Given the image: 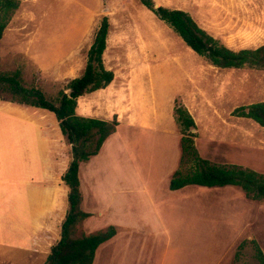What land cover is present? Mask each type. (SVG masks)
I'll list each match as a JSON object with an SVG mask.
<instances>
[{
  "label": "rangeland",
  "instance_id": "rangeland-1",
  "mask_svg": "<svg viewBox=\"0 0 264 264\" xmlns=\"http://www.w3.org/2000/svg\"><path fill=\"white\" fill-rule=\"evenodd\" d=\"M19 1L0 39V71L19 70L25 85L50 97L83 72L102 17L110 24L103 58L114 79L77 101L86 116L119 120L117 135L80 168L82 208L91 216L78 234L111 224L117 229L98 247L93 264H200L201 258L206 264H258L254 244L264 254V199L235 185L176 193L169 180L180 165L178 105L194 119V143L203 158L264 173V128L232 115L238 106L264 100V69L212 65L141 0ZM153 2L189 12L231 49L264 43V0ZM0 96V122L10 113L15 141H26L30 189L55 185L54 207L44 209L31 206V192L22 209L0 195V264H44L68 208L61 175L70 146L52 112ZM139 120H147L149 129L126 126L142 125ZM4 131L2 123L0 153L4 140L13 147ZM15 161L4 148L0 165L18 170ZM191 162L183 159V172ZM41 169L43 175L37 174ZM140 186L146 192L130 191Z\"/></svg>",
  "mask_w": 264,
  "mask_h": 264
},
{
  "label": "trees",
  "instance_id": "trees-1",
  "mask_svg": "<svg viewBox=\"0 0 264 264\" xmlns=\"http://www.w3.org/2000/svg\"><path fill=\"white\" fill-rule=\"evenodd\" d=\"M141 2L169 24L189 48L204 56L212 65L220 68L249 66L264 69V43L256 48L234 50L221 44L200 27L189 12L162 5L155 7L153 0ZM19 6V0H0V39ZM109 25L108 18L102 17L87 51L83 72L71 79L67 87L59 90L55 97L47 96L39 87L25 85L19 70L0 71V94L18 103L52 112L59 123L61 134L70 146V160L61 175L62 182L68 188V208L61 222L59 238L50 246L44 264H92L98 247L117 234L112 224L87 234L77 232L80 224L91 216L90 212L82 208L80 165L98 154L106 139L115 133L119 123L117 116L106 120L82 116L76 112L80 97L107 87L114 79L113 71L105 66L103 58ZM68 89L69 93L66 92ZM175 113L182 127L181 155L180 165L169 180V189L176 190L189 184L207 187L235 185L254 200L264 199V173L236 164H215L203 158L194 143L193 117L181 105L175 107ZM232 115L249 118L264 128V100L238 106ZM186 156H190L192 162L189 169L183 172L181 163ZM254 255L258 264H264V254L256 244Z\"/></svg>",
  "mask_w": 264,
  "mask_h": 264
},
{
  "label": "crops",
  "instance_id": "crops-1",
  "mask_svg": "<svg viewBox=\"0 0 264 264\" xmlns=\"http://www.w3.org/2000/svg\"><path fill=\"white\" fill-rule=\"evenodd\" d=\"M103 89H99V90L101 91ZM96 91H98V90H96ZM76 112L79 115L86 116V114L80 112L78 110V108H76ZM86 117H90V116H86ZM4 118H5L4 122L2 121V123L4 125V128H5V131L4 132H6L5 133L6 136L8 135L7 137L13 143V147L14 148L11 146L10 142H8L7 140H4L3 142H1V147L2 148H1L0 156H3L4 148H6V147L9 148V158L12 155L13 156V160H15V157H16L15 165L18 166V170L15 169V170L11 171L12 168L11 169H8V168H6L7 166H5L4 164H1L0 165V175H1L0 176V195H4V199L5 198L6 199L12 198L14 202H18V207H20V209H22L24 207L23 206V202L29 196V192H31V193H33V194L36 195V197L34 199L32 198V201H34V203L31 204V206H34L36 208H43V209L46 208V207H48V206L54 207V204H53L54 203V201H53V193L55 191V185L53 184V182H49L48 181V184L43 189H42V187H38V186L37 187H33V188L30 189V186H29L30 162H29V160H28V158L26 156L27 155L26 141H24V142H22V141L16 142L15 141V139L13 137V131H12L11 114L9 113V115H8V119H9L8 121H6V117H4ZM111 119H106V120H111ZM134 121H136V120H134ZM139 121H143L144 123H142V125H141V123L127 122L128 124H126V126H128V127H134L135 125H139L140 127H143V128H146V129L148 128L149 129L150 124L148 122H146L147 120L146 121L145 120H139ZM118 122H119V120H118ZM2 123L0 122V126H2ZM118 131H119V123H118V125L116 127L115 133H113V134L114 135H117ZM112 135H111V137H112ZM109 137L103 143V145L101 146L99 152H101V150L104 149V147H106V145L108 143V140L111 138V137L110 138ZM18 157L20 159V164L18 162ZM179 162H180V158H179ZM82 164L83 163H81L80 168H81ZM42 171L43 170L41 169L40 171L37 172V174L39 173V175H40L42 173ZM173 172H172V174H173ZM7 173H10V174L7 176ZM41 175H43V173ZM79 176H80V170H79ZM6 177H8V178H6ZM56 184H57L56 186H59V183H56ZM200 186L201 185L189 184V185L183 186V187H181L179 189H176V190H171V189L170 190L171 191H175L177 193L179 191H182L184 188L191 187V188L195 189V191H196V190H200ZM225 186H227V185H225ZM140 187H141L140 189H132L131 188L130 191L133 192V193H140L142 191L144 192V190H145V192H146L147 189L143 188V186H140ZM145 187H147V186H145ZM201 187H207V186H201ZM213 187H218V186H213ZM221 187H224V186H221ZM126 192L128 193V191L125 190L123 194H125ZM46 195H48V196H46ZM28 199H29V197H28ZM173 202L174 201H172V203ZM28 205L29 204L27 203V206ZM149 230H150V226H149ZM150 233H152V232H149V234ZM114 238H115V236L112 237L111 239H114ZM167 238H171V236L169 234H167ZM110 240H108V242H110ZM103 244H106V243L104 242ZM95 259H96V255H95ZM201 259H200V264H206ZM220 261H221V259H218L216 262H214L212 264H219ZM110 262H112V261H110ZM140 262L141 261H139V264H140Z\"/></svg>",
  "mask_w": 264,
  "mask_h": 264
},
{
  "label": "water",
  "instance_id": "water-1",
  "mask_svg": "<svg viewBox=\"0 0 264 264\" xmlns=\"http://www.w3.org/2000/svg\"><path fill=\"white\" fill-rule=\"evenodd\" d=\"M155 7H156V5H155ZM66 92H67V93H69V92H70V90L68 89V90H66Z\"/></svg>",
  "mask_w": 264,
  "mask_h": 264
}]
</instances>
